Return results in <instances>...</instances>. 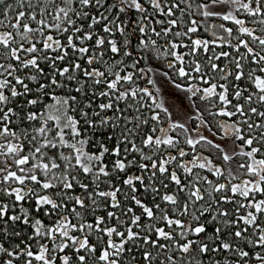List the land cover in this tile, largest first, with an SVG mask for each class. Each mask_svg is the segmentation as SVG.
Returning <instances> with one entry per match:
<instances>
[{
  "label": "snow or ice",
  "instance_id": "6c2138e0",
  "mask_svg": "<svg viewBox=\"0 0 264 264\" xmlns=\"http://www.w3.org/2000/svg\"><path fill=\"white\" fill-rule=\"evenodd\" d=\"M0 264H264V0H0Z\"/></svg>",
  "mask_w": 264,
  "mask_h": 264
},
{
  "label": "rangeland",
  "instance_id": "374dc122",
  "mask_svg": "<svg viewBox=\"0 0 264 264\" xmlns=\"http://www.w3.org/2000/svg\"><path fill=\"white\" fill-rule=\"evenodd\" d=\"M210 35V34H209ZM159 63V62H158ZM170 100L172 99V98H169Z\"/></svg>",
  "mask_w": 264,
  "mask_h": 264
},
{
  "label": "trees",
  "instance_id": "16d2710c",
  "mask_svg": "<svg viewBox=\"0 0 264 264\" xmlns=\"http://www.w3.org/2000/svg\"><path fill=\"white\" fill-rule=\"evenodd\" d=\"M209 35V34H208Z\"/></svg>",
  "mask_w": 264,
  "mask_h": 264
}]
</instances>
